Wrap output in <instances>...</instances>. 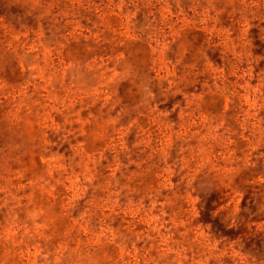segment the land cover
Returning a JSON list of instances; mask_svg holds the SVG:
<instances>
[{"label": "rangeland", "instance_id": "374dc122", "mask_svg": "<svg viewBox=\"0 0 264 264\" xmlns=\"http://www.w3.org/2000/svg\"><path fill=\"white\" fill-rule=\"evenodd\" d=\"M0 264H264V0H0Z\"/></svg>", "mask_w": 264, "mask_h": 264}]
</instances>
